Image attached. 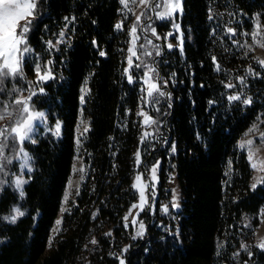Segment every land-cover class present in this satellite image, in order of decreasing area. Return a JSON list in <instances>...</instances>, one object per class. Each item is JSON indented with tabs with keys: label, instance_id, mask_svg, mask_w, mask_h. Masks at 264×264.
Returning <instances> with one entry per match:
<instances>
[{
	"label": "trees",
	"instance_id": "trees-1",
	"mask_svg": "<svg viewBox=\"0 0 264 264\" xmlns=\"http://www.w3.org/2000/svg\"><path fill=\"white\" fill-rule=\"evenodd\" d=\"M123 7L122 0H36L23 45L32 56L20 52L23 75L0 85V114L5 105L12 113L0 129L45 111L49 126L62 123L61 137L43 126L32 141L0 137V264H120L126 247V264H264V249L248 245L261 221L264 181L251 186L252 167L238 145L264 114V63L241 46L264 0H182L174 20L153 21L163 41L178 24L182 45L162 56L155 35L141 31L139 58L126 74ZM149 70L161 72L163 87L145 96L140 78ZM227 82L239 100L230 99ZM142 108L152 125L141 167L147 172L159 160L160 198H168L170 188L162 191L174 179L181 200L168 208L155 202L145 213L147 234L135 240L125 215L138 198ZM81 112L89 124L80 148L84 180L51 242ZM22 151L31 169L20 194Z\"/></svg>",
	"mask_w": 264,
	"mask_h": 264
},
{
	"label": "rangeland",
	"instance_id": "rangeland-1",
	"mask_svg": "<svg viewBox=\"0 0 264 264\" xmlns=\"http://www.w3.org/2000/svg\"><path fill=\"white\" fill-rule=\"evenodd\" d=\"M20 2V0H18ZM123 7V16L124 19L128 20L129 23L127 25V48L125 50V65L123 67V74L128 73L134 65L137 63L139 58L138 56V45L139 39L141 37V31L145 35H155L156 38L154 40L156 42L161 41L165 43L167 51L173 50L176 45L180 43V35H179V27L178 24H174V28L165 34V41L161 39L163 35H160L156 28H154L153 21L156 19L159 21H168L170 19L174 20L177 14L182 13V0H180L181 6L180 8L175 9L172 15H167L171 9L169 7L170 4H175V0H124L122 2ZM153 14H155V18H153ZM161 14H165L163 18ZM32 18V16L27 17V20ZM26 20L19 21V24L26 23ZM119 23V22H118ZM123 21L120 23L122 25ZM19 31V29H18ZM174 37H177L178 41L171 40ZM26 40V37H25ZM159 43V42H158ZM24 43L19 45V52L23 56L29 57L32 54L31 48H28V51H23ZM161 45V44H160ZM171 45V47H169ZM182 43H180V46ZM241 46L244 48V53L248 55L249 59L254 61H261L264 62V13L262 16L256 19V23L251 31L247 34L243 35ZM162 47V45H161ZM167 53V52H166ZM32 56V55H31ZM162 56H163V48H162ZM159 58V55L156 57ZM2 61V59H0ZM156 64V63H155ZM41 74V72H40ZM37 75V74H36ZM158 75L156 76L152 70H149L145 75L141 76L142 82V90L144 91V95H148L149 92L155 91L157 89L158 84ZM38 77V76H37ZM162 81V78H161ZM155 85V87H152ZM162 86V83H161ZM160 87V86H159ZM163 87V86H162ZM227 89L228 92L231 93L230 97L237 96L236 93V85L234 82H227ZM85 93V90L84 92ZM169 93V92H168ZM167 95V94H166ZM248 100V99H247ZM246 104H250L246 103ZM146 108H142L139 111L141 115V121L144 124V136L142 139L144 140L141 142V145L144 146L143 152L140 154L138 158V170L136 172V176L134 179V183L138 189V198L132 205V207L128 210L125 215L126 226L133 227V236L134 239L137 240L139 238H143L147 234L148 222H150L149 218L147 219L145 213L151 211L155 202L162 200L163 205L168 208L169 205L178 206L180 205L181 200V191L177 186L174 179L164 185L163 193L170 188L171 193L169 194L168 198L163 199L157 192V185L159 182V168H160V161L158 160L155 162L149 171H145L141 165L144 164L145 160L143 158L144 151L147 150L146 144L151 139L150 131L147 130L152 125V117L148 114L145 110ZM38 113H43V116H37V118L32 122L34 125L33 131L29 134L31 139L25 138V140H35L37 133L39 132L40 127H44L46 132H52L56 138L61 137V128L62 123L58 121L59 124V132L56 131L57 123L53 126H49L46 122V112L41 111ZM35 115V113H31ZM89 128L88 119L84 116L81 112L78 125H77V132H76V143H77V154L74 161L73 171L64 195L63 199V207L60 216L57 219L56 225L52 231V239L51 242L54 240L55 236L58 234L61 224L63 221V215L69 210L71 204L75 201L77 197L80 186L84 180V168H83V157L81 155L80 148L82 146V139ZM87 129V130H85ZM145 142V144H144ZM251 142V143H249ZM238 145L240 149L247 153L248 159L250 161V165L252 167V179H251V186L256 188L260 186L264 181V114H260L249 126V128L242 134L238 141ZM27 152L22 151L23 162H22V173L16 177L17 180L21 181L22 183L19 186L16 183L18 192L23 194V186L28 181V172L31 169V160L27 158ZM155 168V172L153 173V169ZM143 193V197L141 196ZM150 205V209L148 208ZM18 208L14 209L15 217L19 216L17 214ZM20 213V212H19ZM261 221L259 226L256 228L255 232L253 233L252 239L248 241V245L255 246L257 245L259 248L264 249V247H260L262 243H264V206L261 209ZM128 248L126 247L122 257L120 264H126V254Z\"/></svg>",
	"mask_w": 264,
	"mask_h": 264
},
{
	"label": "snow or ice",
	"instance_id": "snow-or-ice-1",
	"mask_svg": "<svg viewBox=\"0 0 264 264\" xmlns=\"http://www.w3.org/2000/svg\"><path fill=\"white\" fill-rule=\"evenodd\" d=\"M122 2H124V0H122ZM180 6V0H175V4L169 5L171 10L166 14L172 15L175 9L180 8ZM35 8L36 0H20V2H18V0H0V59H2L3 61V63L0 64V85H3L5 82V78L9 76L16 77L23 75V68L21 66L22 57H18L17 54L20 51L19 45L26 42L24 34L29 31V26L31 24V20H27V17L34 15ZM164 15L165 14H161V17L163 18ZM21 20H26L27 22L21 25L19 24V21ZM234 34L235 33H233V35ZM169 47H171V45H169ZM23 51L27 52L28 49L25 48L23 49ZM101 55H103V53H101ZM35 71L37 76L41 80H43L44 76L40 74V68L37 67ZM152 87H155V85H153ZM0 91H3L2 87H0ZM148 94L151 95V92H149ZM28 99H31V97H29ZM230 99L239 100L240 97L232 96L230 97ZM249 102L250 100L244 101V103ZM14 103L23 105L22 109H20L21 112L29 113L30 110L24 100L16 99ZM4 107L5 111L3 114H0V120L12 115V113L7 112V106L5 105ZM37 116L42 117L43 113H37L35 115L29 114L26 118L21 117L20 119H17L15 121L14 127L10 125L8 127L0 129V137H4L6 140L7 136L5 134L7 133L8 135H12L13 139L18 136L21 142L25 138L31 139L29 134L33 131L34 128L32 122L37 118ZM56 131L57 133L59 132L58 123L56 126ZM0 151H2V148H0ZM154 172L155 168L153 169V173ZM16 183L19 186V184L22 182L17 180ZM141 196L143 197V193H141ZM16 211L18 215H22V213H19L18 210ZM11 219L14 220L15 217H12ZM260 247H264V243H262Z\"/></svg>",
	"mask_w": 264,
	"mask_h": 264
},
{
	"label": "water",
	"instance_id": "water-1",
	"mask_svg": "<svg viewBox=\"0 0 264 264\" xmlns=\"http://www.w3.org/2000/svg\"><path fill=\"white\" fill-rule=\"evenodd\" d=\"M155 18V14H153V18H152V20ZM157 41V40H156ZM161 45H162V48H163V55H165L166 54V52H167V49H166V45H165V43H163V42H161V41H158ZM157 59V58H156ZM156 59L154 60V63H156ZM161 78H162V74H161V72H159V76H158V84H159V86L161 87V83H162V81H161ZM169 98V93L167 92V99ZM159 147H160V145H159ZM159 147H157V149L159 148ZM154 151H152V153H153ZM151 153V154H152ZM146 162L147 161H145L144 162V164H143V166L146 164ZM147 209H150V205H148V208ZM147 212H148V210H147ZM147 219H148V216L146 217ZM150 225V222H148V226Z\"/></svg>",
	"mask_w": 264,
	"mask_h": 264
}]
</instances>
